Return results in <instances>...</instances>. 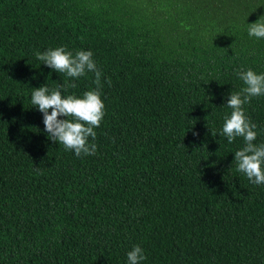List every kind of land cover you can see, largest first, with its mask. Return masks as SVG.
Returning a JSON list of instances; mask_svg holds the SVG:
<instances>
[{
    "label": "trees",
    "instance_id": "obj_1",
    "mask_svg": "<svg viewBox=\"0 0 264 264\" xmlns=\"http://www.w3.org/2000/svg\"><path fill=\"white\" fill-rule=\"evenodd\" d=\"M262 15L264 0H0V264H127L134 245L141 264H264V185L221 135L237 70L264 73L247 31ZM59 46L102 72L94 155L51 141L31 104L42 85L96 87L36 59ZM244 108L264 143V96Z\"/></svg>",
    "mask_w": 264,
    "mask_h": 264
},
{
    "label": "clouds",
    "instance_id": "obj_2",
    "mask_svg": "<svg viewBox=\"0 0 264 264\" xmlns=\"http://www.w3.org/2000/svg\"><path fill=\"white\" fill-rule=\"evenodd\" d=\"M247 25L250 37L264 39V15ZM35 57L72 81L89 72L94 74L96 87L80 96L67 94L68 88H75L76 84L66 81L54 88L47 85L33 88L30 97L31 104L43 114L44 130L51 141L62 144L66 151L74 152L77 157L94 155L97 150L94 143L97 133L94 129L99 128L103 121L105 105L100 91L102 72L93 59L92 51L81 49L74 53L66 46H59L43 52L37 50ZM236 74L244 87L239 91H231L226 97L225 106L231 112L223 118L221 135L227 138L229 144L237 137L243 139L244 146L234 152L237 171L243 173L252 184L264 185V143H254L257 125L246 115L244 108L253 97L264 96V73L258 74L248 68L238 69ZM90 137L92 143L89 142ZM144 251L140 245H134L126 254L127 264H141L147 258Z\"/></svg>",
    "mask_w": 264,
    "mask_h": 264
}]
</instances>
